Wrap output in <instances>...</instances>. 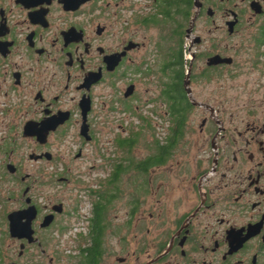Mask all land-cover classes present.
Returning a JSON list of instances; mask_svg holds the SVG:
<instances>
[{
    "label": "flooded vegetation",
    "instance_id": "af4514ba",
    "mask_svg": "<svg viewBox=\"0 0 264 264\" xmlns=\"http://www.w3.org/2000/svg\"><path fill=\"white\" fill-rule=\"evenodd\" d=\"M223 76L264 88V0H0V264H82L69 222L108 213L122 162L140 264H264V115L210 105Z\"/></svg>",
    "mask_w": 264,
    "mask_h": 264
},
{
    "label": "rangeland",
    "instance_id": "374dc122",
    "mask_svg": "<svg viewBox=\"0 0 264 264\" xmlns=\"http://www.w3.org/2000/svg\"><path fill=\"white\" fill-rule=\"evenodd\" d=\"M227 41L229 45L231 46L235 42V39H231ZM164 45L167 46L166 44ZM169 47H170L172 55H176L177 50H178V43L174 38L171 39L169 43ZM242 81L243 79L239 81L238 78H230L226 76L218 77L214 79L210 86L212 93L210 95V100L208 101L209 104L212 106H228V107H234V108H236L237 106H254V108L257 111H259L260 114L264 115V88H258L256 85H254L253 87H251L250 85H247V89L243 91L240 88V84ZM249 90H251V92L248 95ZM240 92H246V93H240ZM206 94L201 92V93H197L194 97L197 101L201 102L204 100L205 102H207L205 99L207 98ZM150 109H151L150 106L144 107L143 109H141L140 113L151 117L149 114L150 112L148 111ZM204 116H205L204 111H202L201 109H195L190 115V119L191 120L195 119L193 123L196 125L200 122L202 118H204ZM120 117H121L120 115H117L115 120L108 119L107 117V120L115 121L114 125L112 124L114 127L118 124V122L123 125H125L126 122H129L130 124L132 123L134 125L136 124L135 123L136 119L133 116L128 117L126 119L127 121L122 120L123 118H120ZM101 118H103V116ZM103 119H101L100 121H102ZM116 128L115 130L114 128L113 129L105 128V130H103L105 131L104 135L102 137L100 136V138L104 139V141H110L111 140L110 138L115 133H117ZM157 132L158 131H156V133ZM197 136H198L197 131L190 135L193 142L196 140ZM140 142L141 140L138 139L136 145L132 148V151L135 152L138 157L140 156V153L143 150L142 146H140ZM118 151L120 150L118 149ZM82 166H87V165L85 164ZM98 175L102 176L104 174L99 173ZM134 180L135 179L133 178V181L130 182L129 176H124L122 178V181H121L122 185L121 187H119L116 193L117 197L111 203L109 211L106 214V222L108 226L106 227L107 230L105 231L104 239L105 240L107 239L106 240L107 242L112 241L111 244L114 246V249L112 250L114 252L112 253L111 257L106 259L104 264H113V263L119 264L117 262H114V260L117 259L118 257L127 258V264H140V262H144L148 258L146 253L137 251L138 249L137 243L134 242L133 240L134 236L137 235V233L131 232V230H127L124 228V223L127 220L126 214L129 211V207L127 206V203H126L127 195L136 193L135 191L136 188H134L133 186V184L136 183V181ZM81 200L86 202V199L81 198ZM86 206H87V203L82 204L84 212L88 211V207ZM69 225L70 226L73 225L74 227L76 226V229H78V231L74 230L76 234L77 232H81L80 234L84 236H88L89 222L87 223L85 220L84 221L83 220H77V221L71 220L69 222ZM79 229H81V231ZM141 235L145 239H147V241H150L153 238V235L146 236L144 232ZM121 240L123 242L124 240H127V242L129 243H126L123 245ZM68 246H70V244H68ZM127 252H129L130 255H127ZM133 252H136V253L132 254Z\"/></svg>",
    "mask_w": 264,
    "mask_h": 264
},
{
    "label": "trees",
    "instance_id": "16d2710c",
    "mask_svg": "<svg viewBox=\"0 0 264 264\" xmlns=\"http://www.w3.org/2000/svg\"><path fill=\"white\" fill-rule=\"evenodd\" d=\"M182 97V98H181ZM180 100L183 101V96H180ZM185 106L184 107H179L178 110H176L174 107H172V111H176L174 113L176 115L175 118H177L178 126L180 127L182 124V112H185ZM176 134H180L177 131L175 132ZM136 143L135 138L131 139L130 142H121L120 145L121 147L125 146L126 150H129L130 147H132ZM148 166L155 165L156 159L154 157H151V159H148ZM118 166L115 168V173L113 174V177L109 179L110 183L115 184V193L118 191V185L119 182H121L122 177L125 176L124 172V167L125 164L122 162L121 164H117ZM142 167L141 163H135L132 162V168H135L136 171L139 173V168ZM135 173V172H133ZM118 187V188H117ZM117 197V196H116ZM103 206L101 203L97 206L95 205L93 209V217L90 218L89 220V234L86 237V240L84 239L86 243V248L82 250V264H98L100 262V259L104 253V248H103V240H104V235L105 231L107 230L106 227L108 226L106 222V213L103 212Z\"/></svg>",
    "mask_w": 264,
    "mask_h": 264
},
{
    "label": "water",
    "instance_id": "95a60500",
    "mask_svg": "<svg viewBox=\"0 0 264 264\" xmlns=\"http://www.w3.org/2000/svg\"><path fill=\"white\" fill-rule=\"evenodd\" d=\"M15 221H16L15 218H13V217L10 218V226L9 227H10V232H11L12 236H17V234H18L19 228H18L17 223ZM23 229H25V227Z\"/></svg>",
    "mask_w": 264,
    "mask_h": 264
}]
</instances>
